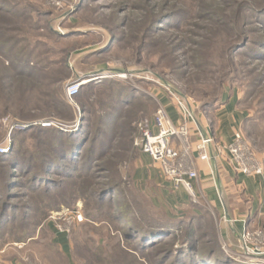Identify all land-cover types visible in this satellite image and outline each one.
I'll use <instances>...</instances> for the list:
<instances>
[{
  "label": "rangeland",
  "instance_id": "1",
  "mask_svg": "<svg viewBox=\"0 0 264 264\" xmlns=\"http://www.w3.org/2000/svg\"><path fill=\"white\" fill-rule=\"evenodd\" d=\"M51 2L0 0L1 7L15 8L11 12L0 10V15L5 17L0 20V60L16 55L11 51L13 43L18 50L27 45L25 53L34 48L37 55L48 65L50 77L56 75L62 79L60 83L53 84L52 91L62 93L65 104L66 85L69 82L78 77L90 78L91 75L104 72L111 75L108 78L132 85L138 92L143 91L149 97L144 102L124 110L122 116L116 120V126H108L111 141L107 154L99 162L102 167L97 172L91 171V176L76 185L65 187L62 194L52 197H40L20 186V191L29 192L26 201H30L33 213L29 221L18 224L10 234L5 232V237L0 239V264H161L160 259L178 243L177 240L144 253L136 249L138 234L126 230L128 220L137 221L139 215L156 212L177 219L179 216L183 217L180 234L191 224L196 236L202 239L197 245L211 244L216 247L219 244L231 258L246 263L234 253L240 252L241 243L229 227V237H222L220 230L224 228V219H216L213 213L205 209L202 216H194L195 219H192L194 217L187 214L188 211L181 214L169 208V205L157 202L158 189L155 183L139 177L142 153L134 146L140 122L152 117L157 111L160 106L157 96L167 93L166 86L171 85L175 89L177 87L188 95L189 90L195 93L211 91L213 79L221 78L226 71H229L231 80L225 88L230 90L231 85L235 86L239 99L242 100L240 108L263 127L261 138H264V110H260L264 104L258 103L259 97L254 90V83L261 76L259 72L264 65H250L252 60L241 55L237 57L236 65L231 67L228 62V50L238 40L243 27H246L245 21L240 19V8L235 6L233 0H78L77 5L81 3V8L68 18H63L68 7H56ZM181 8H189L194 14L191 23L183 27L185 30L154 36L146 40L149 42L146 46L141 44L145 28L152 19L162 12ZM217 12H222V16L218 17ZM233 13H238L239 16ZM253 27L251 29L256 32L252 37L264 33L263 28ZM60 28L62 31H59ZM59 33L62 35L59 36ZM111 33L125 35L124 41L110 46L105 54H97L98 49L110 45ZM23 39V44L18 46L15 43ZM178 45L180 49L176 48ZM192 49L206 55L210 63L207 68L210 71L219 69V72L202 73L200 69L188 68L182 71L184 75H175L173 64L177 60H174L176 57L185 58ZM197 71L198 78L194 76ZM119 73H135L136 76H120ZM18 82L9 80L16 90H19ZM24 83V86L30 85L28 81ZM31 86L32 84L28 89ZM36 86L37 91L46 89L40 84ZM93 92L87 95V100L76 99V102L88 106L92 111V122L96 124V118L104 110L101 99L107 101L110 90L106 88ZM195 103V109L199 110L200 102ZM34 104L32 102L30 106ZM68 104L76 114V108L67 102L68 110H71ZM0 112V142L7 136L11 123L31 121L20 117L16 108L4 113L0 106ZM65 112L66 110L62 114L32 121L51 118L72 123V120L65 119ZM249 127L255 128L254 125ZM239 130H243L246 135L242 126ZM245 135L252 151L263 162L264 149L252 146L251 138ZM212 137L213 155L217 140L215 136ZM189 142H194L191 134ZM21 143L26 147V154L40 158L43 148L35 136L26 135L22 137ZM13 148L12 137L10 151L2 154H10ZM7 175L8 172L5 171L4 177ZM20 177L19 181L25 182V176ZM108 181L118 182L120 190L114 191L113 196L121 198L120 203L115 200L113 206L109 207L99 205V199L94 196ZM235 195L239 196V191ZM257 228L259 227L250 230ZM260 228L264 230L263 225ZM58 232L66 234L65 245L56 241ZM202 234L206 236L202 237ZM20 237L27 239L20 241ZM187 263L190 264L189 259Z\"/></svg>",
  "mask_w": 264,
  "mask_h": 264
},
{
  "label": "trees",
  "instance_id": "2",
  "mask_svg": "<svg viewBox=\"0 0 264 264\" xmlns=\"http://www.w3.org/2000/svg\"><path fill=\"white\" fill-rule=\"evenodd\" d=\"M233 1L235 6L238 9L240 8V19L245 21L246 27H243V31L237 38L238 40L228 50L229 65L231 67L236 65L239 55L252 60L250 65L254 66L256 63L264 65V33L252 37V34L256 31L251 29L254 26L253 28L261 27L264 30V0ZM0 8L5 12L15 10L13 7L0 6ZM217 15L218 17L222 16V12H217ZM233 15L239 16L238 13H233ZM63 16V18H68L70 15L64 14ZM193 16L194 14L189 8L160 13L145 28L141 44L146 46V43H149L146 40L154 38V36L160 37L165 33L185 30L183 27L191 23ZM2 18L5 17L0 15V20ZM227 25L228 22L225 26ZM53 34L57 33L53 32ZM58 35L62 34L59 33ZM124 38L125 35L111 33L110 45L98 49L97 54H105L109 51L110 46L124 41ZM22 42H24V39L17 40L15 43L19 46L23 44ZM26 47L27 45L18 50L13 43L11 51L15 52L16 55L13 58L8 56V58L5 57L4 60H0V106L3 107L4 113L16 108L20 117L33 122L32 120L42 117L62 114L66 110L65 119L73 120L75 113L71 105L68 104L71 109L68 110L69 108L66 105L68 101L66 100V104L64 103L62 93L52 91L53 84L60 83L62 79L56 75L50 77L51 74L49 75L48 65L44 63V59L39 54L37 55L34 48L25 53L27 51ZM176 48L180 49L181 47L178 45ZM187 53L185 58L176 57L174 60V62L177 60V63L173 64L175 75H184L182 71L188 68L192 70L200 69L202 73L213 72L207 68L210 63L203 52L200 53L192 49ZM198 72L194 74L196 78H198ZM217 72H219V69L213 73L217 74ZM259 73H261V76L257 79V83H254V90L257 97H259L258 103L264 104V68ZM9 80L19 81V90H16L15 87L14 89ZM116 80L108 77L90 80L81 87L76 97L79 100H87L89 97L87 95L93 91L95 93L97 90L103 91L106 88L110 90L109 99L107 101L101 99L104 110H101L98 119L96 118V124L92 122V116L90 117L92 111L83 103L80 105L83 113V125H81L79 132L66 133L54 127L33 126L27 130L13 133V151L10 154L0 153V239L5 237V232L10 234L14 227L29 221L32 216L33 207L30 201H26L29 198V192L20 191V186H24L31 191L30 193L40 197H52L62 194L66 190L65 187L76 185L86 177L91 176V171L97 172L102 167V163L99 162L107 154L109 142L111 141L107 130L108 126L111 125L112 127L113 124L116 126V120L122 116L124 110L144 102L143 100L149 97L143 91L139 90L138 92L132 85ZM229 80H231L229 71H226L221 78L215 77L213 79V89L211 91L195 93V91L189 90V95L177 87L176 91L195 102H200L198 111H202L210 117L223 104L225 87L229 84ZM26 81L30 82V85L32 84L31 89H28L30 85H23ZM36 84H40L46 89L37 91L38 86ZM234 89L235 86L231 85L230 93ZM138 94L139 97H136ZM32 102H35L34 106H30ZM241 102L242 100L239 99V107ZM260 110H264V105ZM1 114L2 112H0ZM262 114L264 118V113ZM249 125H254L255 128L250 129ZM242 128L246 132L245 135L242 130L244 135L251 138L252 146L264 149V138H261L263 127L255 119L247 116L242 123ZM26 135L35 136L39 141L43 148L40 158L33 154H26V147H23L24 145L21 143L22 137ZM136 149L138 148L136 147ZM138 150L140 151V149ZM5 171L8 172L6 177H4ZM93 174L95 175V173ZM20 176H25V182L19 181ZM119 186L118 182L111 183L108 181L94 193V196L99 199V205L113 206L115 200L120 203L121 198H114L113 196L114 191L120 190ZM109 196L111 197L109 198ZM207 212L210 211L207 209ZM192 219H195V217ZM181 223H183L181 218L177 219L171 215L156 212L139 215L137 221L128 220L126 230L128 232L132 230L138 234L136 249L144 253L152 252L153 248L157 246L169 245L177 240L178 243L162 256L160 259L161 264L166 262H168L167 264H186L187 259H189L190 264H253L239 262L232 257L233 260L219 244L216 247L211 244L197 245L202 242V239L200 240L196 236L194 227H191L190 224L180 234ZM194 236L195 238H193ZM203 236L206 235L202 234ZM28 238H31V236ZM25 239L27 238H19L20 241H25Z\"/></svg>",
  "mask_w": 264,
  "mask_h": 264
},
{
  "label": "crops",
  "instance_id": "3",
  "mask_svg": "<svg viewBox=\"0 0 264 264\" xmlns=\"http://www.w3.org/2000/svg\"><path fill=\"white\" fill-rule=\"evenodd\" d=\"M157 97L159 104L167 110L171 119L178 123L181 119V110L172 98L167 93H161ZM239 98L236 89L232 93L226 89L223 104L210 117L196 110V103L193 105L195 114L197 113V122L189 124L191 140L194 141L192 149L195 150L203 134L213 135L217 140L209 161L200 159L197 151H194L198 176L192 180V184L198 201L190 198L185 187L175 190L172 182L162 174L160 166L150 156L141 152L140 159L139 177L155 183L158 189V203L169 205V208L181 214L188 211L187 214L191 217L202 215L203 209H208L216 219L225 220L224 228L220 230L224 238L229 237V229L239 238L245 230L261 225L264 227V175L247 176L238 173L230 154L220 147L234 141L236 131L241 129L243 121L248 116L247 112L238 106ZM175 143L178 144L177 141ZM238 191L240 195L236 196L235 193ZM58 233L56 241L65 245L66 234Z\"/></svg>",
  "mask_w": 264,
  "mask_h": 264
},
{
  "label": "built area",
  "instance_id": "4",
  "mask_svg": "<svg viewBox=\"0 0 264 264\" xmlns=\"http://www.w3.org/2000/svg\"><path fill=\"white\" fill-rule=\"evenodd\" d=\"M56 7H68L65 14L70 15L78 6V0H51ZM59 31H62L60 28ZM120 76H136L135 73H119ZM106 73L91 75L90 78L78 77L66 85V98L76 108L75 118L72 123H65L58 119H44L33 122H14L8 127V134L0 142V153L10 151L13 133L24 131L33 126L44 128H57L65 132H76L82 125L83 113L76 102L81 87L90 80L107 78ZM168 95L181 110V119L175 123L167 110L160 105L152 117L143 119L139 124V134L134 139V145L141 152L147 154L157 163L162 174L168 178L175 190L185 187L193 201H198L192 180L197 178L198 171L195 166V152L197 156L209 161L212 158L213 137L203 134L197 143L195 150L189 142L190 122H197V116L193 107L195 101L181 95L173 86H166ZM178 142V144L175 143ZM231 157L234 168L247 176L264 175V164L252 151L249 142L241 130L236 131L234 141L231 144L220 146ZM240 252H234L240 259L253 264H264V230L260 227L255 230H245L239 235Z\"/></svg>",
  "mask_w": 264,
  "mask_h": 264
},
{
  "label": "water",
  "instance_id": "5",
  "mask_svg": "<svg viewBox=\"0 0 264 264\" xmlns=\"http://www.w3.org/2000/svg\"><path fill=\"white\" fill-rule=\"evenodd\" d=\"M80 4H81V3L78 4V7L76 8V10H77L78 8H80ZM76 10H75V11H76ZM75 11L71 12L70 15H71L72 13H74ZM117 70L119 71V69H117Z\"/></svg>",
  "mask_w": 264,
  "mask_h": 264
}]
</instances>
